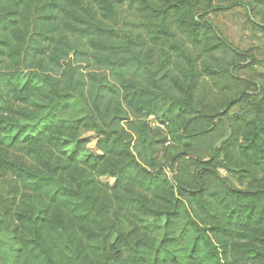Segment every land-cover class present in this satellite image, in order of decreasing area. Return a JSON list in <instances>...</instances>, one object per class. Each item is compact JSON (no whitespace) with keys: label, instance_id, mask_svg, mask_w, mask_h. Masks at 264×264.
Here are the masks:
<instances>
[{"label":"clouds","instance_id":"1","mask_svg":"<svg viewBox=\"0 0 264 264\" xmlns=\"http://www.w3.org/2000/svg\"><path fill=\"white\" fill-rule=\"evenodd\" d=\"M0 264H264V0H0Z\"/></svg>","mask_w":264,"mask_h":264}]
</instances>
